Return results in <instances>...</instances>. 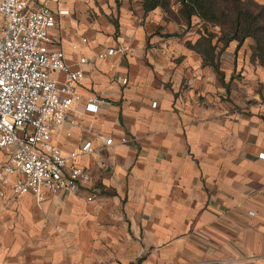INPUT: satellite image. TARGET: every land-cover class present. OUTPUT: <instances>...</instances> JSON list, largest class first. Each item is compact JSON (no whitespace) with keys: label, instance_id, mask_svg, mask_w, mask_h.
<instances>
[{"label":"crops","instance_id":"obj_1","mask_svg":"<svg viewBox=\"0 0 264 264\" xmlns=\"http://www.w3.org/2000/svg\"><path fill=\"white\" fill-rule=\"evenodd\" d=\"M50 5L68 9L51 31L83 71L51 141L76 151L90 179L40 202L6 188L0 264H264V64L254 38L223 46L217 25L182 19L174 0L172 17L141 0ZM205 29L217 69L194 47ZM90 95L102 98L94 112L84 109Z\"/></svg>","mask_w":264,"mask_h":264},{"label":"built area","instance_id":"obj_2","mask_svg":"<svg viewBox=\"0 0 264 264\" xmlns=\"http://www.w3.org/2000/svg\"><path fill=\"white\" fill-rule=\"evenodd\" d=\"M65 13L66 8L52 9L50 0H0V151L5 153L0 160V196L9 188L10 199L32 193L40 202L47 191L76 192L90 179L75 162L76 151L65 155L51 141L78 98L75 85L83 76L80 68L67 64L60 39L51 31L57 14ZM113 52L109 47L98 58ZM54 72H61L63 79ZM101 101L90 95L84 109L94 112ZM103 138L107 145L113 142L111 136ZM81 150H92L90 141ZM259 155L264 157V152Z\"/></svg>","mask_w":264,"mask_h":264},{"label":"trees","instance_id":"obj_3","mask_svg":"<svg viewBox=\"0 0 264 264\" xmlns=\"http://www.w3.org/2000/svg\"><path fill=\"white\" fill-rule=\"evenodd\" d=\"M145 11L161 6L166 13H172L171 0H141ZM179 7L177 12L182 19L190 20L196 14L205 24L217 25L220 34L217 39L224 45L231 39L240 44L245 37L255 40L252 57L264 64V5L254 0H174ZM214 33L204 30L194 47L201 52L205 62L217 69L214 60L216 44H212Z\"/></svg>","mask_w":264,"mask_h":264},{"label":"rangeland","instance_id":"obj_4","mask_svg":"<svg viewBox=\"0 0 264 264\" xmlns=\"http://www.w3.org/2000/svg\"><path fill=\"white\" fill-rule=\"evenodd\" d=\"M168 15L172 17V16H174V13L172 12V13H169Z\"/></svg>","mask_w":264,"mask_h":264}]
</instances>
